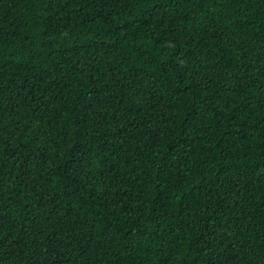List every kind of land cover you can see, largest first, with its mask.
Instances as JSON below:
<instances>
[{
  "label": "trees",
  "instance_id": "trees-1",
  "mask_svg": "<svg viewBox=\"0 0 264 264\" xmlns=\"http://www.w3.org/2000/svg\"><path fill=\"white\" fill-rule=\"evenodd\" d=\"M2 264H264V0H0Z\"/></svg>",
  "mask_w": 264,
  "mask_h": 264
},
{
  "label": "snow or ice",
  "instance_id": "snow-or-ice-1",
  "mask_svg": "<svg viewBox=\"0 0 264 264\" xmlns=\"http://www.w3.org/2000/svg\"><path fill=\"white\" fill-rule=\"evenodd\" d=\"M0 264H2V262H0Z\"/></svg>",
  "mask_w": 264,
  "mask_h": 264
}]
</instances>
